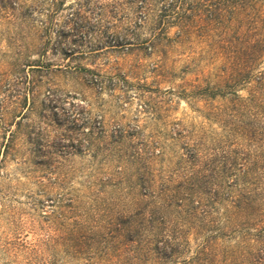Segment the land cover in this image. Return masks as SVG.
<instances>
[{
	"label": "rangeland",
	"instance_id": "rangeland-1",
	"mask_svg": "<svg viewBox=\"0 0 264 264\" xmlns=\"http://www.w3.org/2000/svg\"><path fill=\"white\" fill-rule=\"evenodd\" d=\"M215 3L0 0V142L7 129L19 130L0 163V264H83L72 253L78 231L57 247V222L69 229L98 192L149 238L141 227L156 230L148 218L159 183L184 181L197 142L206 147L248 122L255 107L231 100L245 98L251 83H233V38L240 28L252 32L250 16L260 18L264 6L238 12L246 18L234 32L232 20L198 28ZM252 64L253 74L262 70L264 54ZM58 198L63 220L51 212ZM136 208L145 209L136 216ZM190 247L192 240L175 261ZM145 260L157 264L153 254Z\"/></svg>",
	"mask_w": 264,
	"mask_h": 264
},
{
	"label": "trees",
	"instance_id": "trees-1",
	"mask_svg": "<svg viewBox=\"0 0 264 264\" xmlns=\"http://www.w3.org/2000/svg\"><path fill=\"white\" fill-rule=\"evenodd\" d=\"M256 6L263 7L264 0H216L213 7L200 16L197 26L208 28L215 23L223 27L232 20L234 32L246 18L245 14L239 18L238 12L247 8L254 10ZM253 21L252 32L246 27L240 28L233 38L239 47L233 54L234 73L239 70L236 74L239 79L234 78L233 83L241 81L243 86L251 82L250 90L245 98L235 94L231 99L239 107H255L253 113L248 122L232 129L230 137L227 134L218 137L206 147L197 142L196 153L186 159L184 181H180L179 174L180 182L159 183L160 200L151 203L156 210H151L148 218L149 222L154 221L156 230L152 232L142 226L141 231L149 232L150 236L140 238L135 225L127 223L128 214L114 213L111 202H103L104 197L102 199L99 192L92 198L93 203L75 214L78 220L73 219L70 228L65 230L63 219L67 210L61 207L58 198L50 203L56 208L51 212L56 213L57 220H63L57 222L58 248L64 243L60 240H66L67 231H78V236L72 239V253L80 255L83 264H115L118 257L120 264H142L151 254L157 264H264V68L255 74L251 70L252 62L264 54V14L260 18L250 16V22ZM15 123L19 124V120ZM35 133L33 129L27 132L29 142L33 141ZM18 134V126L3 132L0 163L9 154ZM151 154L157 156L161 151L152 150ZM193 193L196 199H192ZM140 195L141 198L151 196L145 191ZM72 201L69 198L65 206L74 208ZM144 209L136 208L133 213L138 216ZM152 211L158 214L153 216ZM189 240L193 241V247L189 248L191 255L175 261L188 247ZM18 241L5 244L19 245Z\"/></svg>",
	"mask_w": 264,
	"mask_h": 264
}]
</instances>
